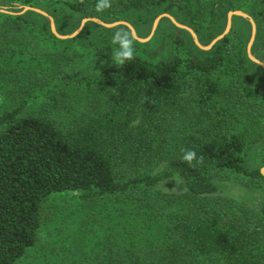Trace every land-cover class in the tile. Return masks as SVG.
<instances>
[{
	"label": "trees",
	"instance_id": "1",
	"mask_svg": "<svg viewBox=\"0 0 264 264\" xmlns=\"http://www.w3.org/2000/svg\"><path fill=\"white\" fill-rule=\"evenodd\" d=\"M227 1L112 0L103 12L96 0L0 2L11 11L0 12V93L10 98L0 106V264L25 257L38 242L47 200L70 192L92 206L127 204L158 232L147 251L125 250L114 264H264V176L244 159L247 137H264V84L250 81L247 65L258 66L246 53L225 36L209 51L192 43L202 57L136 56L85 86L80 70L54 73L34 41L67 50L82 39L93 58L109 59V41L83 37L88 26L109 29L88 22L77 37L60 40L46 17L21 14L46 5L113 22L175 9L198 34L216 24ZM240 9L264 30V0ZM235 123L246 130L236 132ZM187 149L203 162H184ZM229 180L261 189L259 209L221 195L219 184ZM166 185L179 192L163 191Z\"/></svg>",
	"mask_w": 264,
	"mask_h": 264
},
{
	"label": "rangeland",
	"instance_id": "2",
	"mask_svg": "<svg viewBox=\"0 0 264 264\" xmlns=\"http://www.w3.org/2000/svg\"><path fill=\"white\" fill-rule=\"evenodd\" d=\"M7 1L11 0H0L4 3ZM206 1L209 5L217 4L216 0ZM253 1L228 0L227 4L219 9L216 24L210 29L203 28L198 31V34L195 33L199 43L202 46H208L214 38L225 30L227 13L242 11L240 8L243 6L249 8L253 6ZM216 7L219 8L218 5ZM48 8L46 5H39L36 9L48 14L53 19L56 32L63 36L76 31L84 19L71 12H47ZM9 10L8 7L0 8V11L11 12ZM53 14L56 18L53 17ZM161 14L163 13L156 15L146 11L132 12L123 15L120 21L131 25L139 39H146L151 34L155 19ZM166 14L170 15L178 24L186 26L182 15L175 9L166 12ZM47 21L49 25V20L47 19ZM114 22L117 21L105 23L113 24ZM85 25L75 37L82 33ZM85 29L83 37H88V40L92 42L103 39L109 41L111 45L112 36L115 32L130 31L124 25L107 28L109 31H103L94 26H88ZM226 36H229L230 41L241 48L242 55L246 53L248 57L247 46L251 36V25L248 20L237 16L233 17L231 28ZM190 38L188 34L183 32V29L176 27L168 18L163 17L147 41L134 40L133 46L137 51L136 56L149 62L168 60L174 55L185 58L189 51L202 57L204 54L201 51L203 50L196 46L201 50L197 51L192 45L194 43L192 38ZM34 45L40 53L51 56L49 65L54 73L80 70L88 77L85 86L90 82L98 84L101 80L100 73L108 66L115 64L111 57L109 59L93 58L91 49L82 39L74 42L67 50L62 47V44H50L48 41H34ZM114 47L112 45V49ZM58 52L65 54L62 55ZM250 54L264 63V30L261 27L256 26ZM257 66L247 65L250 73L249 79L251 82L262 85L264 84V70L259 65ZM222 80L227 81L229 77H222ZM40 96L36 102H41ZM8 100L10 98L5 92L0 93V106H3L4 103L6 105ZM233 129L240 133L246 130L241 123H235ZM256 136L247 137L248 146L244 159L250 170H261L264 167V137L257 140ZM219 185L222 190L221 195L236 202L245 203L255 210L259 209L263 197L261 189L243 186L234 180L223 181ZM161 189L165 192H179L178 188L172 185H166ZM159 238L158 232L141 218L140 213H137L127 204L92 206L81 200L77 193L53 194L44 206L38 242L28 250L18 264H114L122 257L125 250L135 254H138L140 250L147 251L151 244L160 240Z\"/></svg>",
	"mask_w": 264,
	"mask_h": 264
},
{
	"label": "water",
	"instance_id": "3",
	"mask_svg": "<svg viewBox=\"0 0 264 264\" xmlns=\"http://www.w3.org/2000/svg\"><path fill=\"white\" fill-rule=\"evenodd\" d=\"M26 11H33V12H36V13H39L41 15H43L44 17H46L48 20H49V25H50V30L52 32V34L60 39V40H66V39H71V38H74L77 34H79L81 32V30L83 29L84 25L88 22H92V23H96L102 27H105V28H112V27H115V26H119V25H124L126 26L130 32L132 33V35H134L136 37L135 40L139 41V42H145L149 39V37L153 34V32L155 31L156 27H157V24L159 22V20L163 17L165 18H168L176 27L180 28V29H183L187 32H189V34L191 35L192 37V40L194 42V44L201 50L203 51H209L217 42H219L220 40H222L229 32L230 28H231V21H232V18L237 16V17H241V18H244L246 20L249 21L250 25H251V36H250V40H249V43H248V46H247V54H248V58L256 63L257 65H259L260 67H262V69L264 70V63L258 59H256L255 57H253L251 54H250V49H251V45L254 41V37H255V32H256V26H255V23L253 21V19L246 13L242 12V11H230L227 13V22H226V27H225V30L223 31L222 34H220L219 36H217L216 38H214L210 44L208 46H202L199 41H198V38H197V35L195 34V32L187 27V26H183V25H180L178 24L170 15L166 14V13H163L161 14L160 16H158L154 23H153V26H152V30H151V34L148 38L146 39H139L137 36H136V33H135V30L133 29V27L131 25H129L128 23L126 22H123V21H117V22H114L113 24H107L97 18H84L82 21H81V24L79 26V28L74 31L72 34L70 35H66V36H63V35H60L56 32V29H55V25H54V22H53V19L48 15L46 14L45 12L39 10V9H36V8H32V7H24L21 11V14L26 12ZM0 12H3V13H9L7 11H0ZM14 14V13H12ZM260 173L264 176V167L260 170Z\"/></svg>",
	"mask_w": 264,
	"mask_h": 264
},
{
	"label": "clouds",
	"instance_id": "4",
	"mask_svg": "<svg viewBox=\"0 0 264 264\" xmlns=\"http://www.w3.org/2000/svg\"><path fill=\"white\" fill-rule=\"evenodd\" d=\"M83 2V0H81ZM112 7V0H96L95 11L103 12ZM136 39L130 31L120 30L113 34L111 43L115 47L112 51L111 60L117 65L122 66L126 61L133 60L136 58L137 51L133 46V42ZM182 160L189 165L203 162V156L197 158V153L194 150L187 149L184 151Z\"/></svg>",
	"mask_w": 264,
	"mask_h": 264
}]
</instances>
